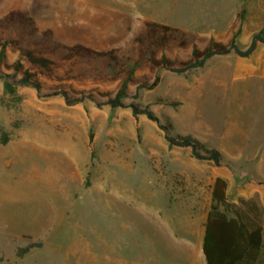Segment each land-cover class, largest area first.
Here are the masks:
<instances>
[{
  "label": "rangeland",
  "instance_id": "374dc122",
  "mask_svg": "<svg viewBox=\"0 0 264 264\" xmlns=\"http://www.w3.org/2000/svg\"><path fill=\"white\" fill-rule=\"evenodd\" d=\"M11 11L31 17L39 34L50 31V43L120 48L133 58L139 54L132 42L146 22L182 33L186 47L171 42L158 51L176 61L189 59L194 47L204 49L211 41L228 44L238 30L242 49L254 34L264 33V0H0V18ZM28 32L16 28L3 36L30 47ZM35 42L48 45L42 38ZM18 58L17 51L8 50L5 63ZM52 58L57 63L52 76L23 61L39 88L18 86L11 95L0 76V264L135 260L144 245L137 222L142 204L153 206L150 194L158 184L185 182L170 175L171 167H212L192 163L189 149H170L159 124H171L174 136L192 135L218 149L230 169L237 165L227 156L241 138L247 148L249 139L264 143V44L248 58L214 57L182 75L150 70L142 60L128 92L133 95L138 85L158 78L156 87L140 90L136 102L149 107L159 123L136 118L128 108H98L89 98L69 106L61 95L46 97L57 90L114 95L120 87L119 80L104 76L102 63ZM65 183L81 187L71 201L63 196ZM49 211L53 220L43 232L41 219ZM31 244L41 247L19 254Z\"/></svg>",
  "mask_w": 264,
  "mask_h": 264
},
{
  "label": "trees",
  "instance_id": "16d2710c",
  "mask_svg": "<svg viewBox=\"0 0 264 264\" xmlns=\"http://www.w3.org/2000/svg\"><path fill=\"white\" fill-rule=\"evenodd\" d=\"M16 28L29 29L27 36L32 41L30 47H24L19 39L4 38L3 35L6 32ZM239 34L240 30L228 44L211 41L204 49L194 47L189 59L176 61L165 55L158 56V51L166 48L171 42H177L179 47H186L187 42L182 33L168 25L146 22L143 32L132 42V46L138 50L139 54L137 58H133L127 57L120 48L96 51L83 45L50 43L48 41L51 37L50 31L39 34L31 17L19 11H11L0 18V76L5 79V92L13 95L18 86L40 87L35 73L26 69L23 61L29 67L41 71L47 76H52L55 72L57 63L52 58L55 55L67 63H102L107 69L104 76L111 81H120V87L114 95L101 93L98 94V97L93 94L76 96L70 95L66 91L57 90L48 93L46 97L61 95L69 106L89 98L95 102L98 108L103 106H109L113 110L128 108L136 118L145 116L150 121L159 123L158 118L149 107H143L136 102L140 90L153 89L158 84V78L151 84L138 85L136 93L133 95L128 92V86L135 82V74L141 61L144 60L150 70L161 69L182 75L203 68L214 57L234 54L240 58H248L259 43L264 44V33L259 32L252 36L250 45L246 49H242L236 42ZM39 38L46 41L48 45L36 44L35 41ZM8 50L19 53L18 60L10 66L5 63ZM2 67L11 70L12 74L2 73ZM18 75L20 78H17ZM127 99H132V101L127 103ZM159 127L164 132V139L170 149L187 148L190 149L193 159L211 162L216 167L223 166V156L218 149L207 146L192 135H172L171 124H159ZM6 142L7 139L4 137L2 143ZM226 189L227 183L220 178L216 179L212 192L213 204L206 223L203 244V253L207 264H264V257H261L263 228L259 219L260 212L258 211L257 222L250 220L244 213L237 210L236 205L227 203ZM220 207L223 208V211H220ZM228 213L233 214L234 217L229 218ZM33 247L40 248L41 244H31L21 249L19 254H24Z\"/></svg>",
  "mask_w": 264,
  "mask_h": 264
},
{
  "label": "crops",
  "instance_id": "0c3cea01",
  "mask_svg": "<svg viewBox=\"0 0 264 264\" xmlns=\"http://www.w3.org/2000/svg\"><path fill=\"white\" fill-rule=\"evenodd\" d=\"M249 140L251 146L247 148V141L241 138L239 145L235 144L234 150L228 154V159L236 163L235 168L216 167L211 162L197 161L192 157V163H211L210 171L201 167H171L170 175H181L185 182L171 180L158 184L150 194L154 198L153 206L146 202L142 204L137 222L145 246L128 264H207L203 244L213 204V186L218 178L227 183L228 204L236 205L237 210L255 222L260 212L263 228L261 257H264V143L260 139ZM62 190L63 196L71 201L76 197L74 192L81 191V187L65 183ZM220 211H223L222 207ZM51 215L52 211H49L41 219L43 232L53 220ZM228 217L234 215L228 213Z\"/></svg>",
  "mask_w": 264,
  "mask_h": 264
}]
</instances>
